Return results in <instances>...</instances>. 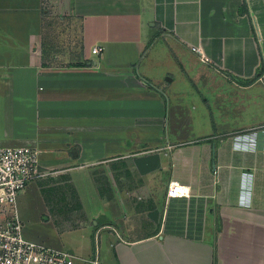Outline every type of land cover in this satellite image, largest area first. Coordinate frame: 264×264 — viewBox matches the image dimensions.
Listing matches in <instances>:
<instances>
[{
    "label": "crops",
    "instance_id": "obj_1",
    "mask_svg": "<svg viewBox=\"0 0 264 264\" xmlns=\"http://www.w3.org/2000/svg\"><path fill=\"white\" fill-rule=\"evenodd\" d=\"M158 41L186 89L152 82ZM5 146L49 172L18 195L24 236L73 264L95 236L100 264H264V0H0Z\"/></svg>",
    "mask_w": 264,
    "mask_h": 264
},
{
    "label": "built area",
    "instance_id": "obj_2",
    "mask_svg": "<svg viewBox=\"0 0 264 264\" xmlns=\"http://www.w3.org/2000/svg\"><path fill=\"white\" fill-rule=\"evenodd\" d=\"M102 46L91 53L98 55ZM234 144L247 146L252 139L247 133L234 135ZM38 150L30 146L0 147V264H73V255L63 248H55L27 239L17 215L18 195L32 182L44 177ZM188 188L178 181L166 184L167 197H184ZM91 264H100L98 237L95 236L94 257Z\"/></svg>",
    "mask_w": 264,
    "mask_h": 264
},
{
    "label": "rangeland",
    "instance_id": "obj_3",
    "mask_svg": "<svg viewBox=\"0 0 264 264\" xmlns=\"http://www.w3.org/2000/svg\"><path fill=\"white\" fill-rule=\"evenodd\" d=\"M152 43L148 46L149 50H151V53H154V49H156L157 52V57L153 58V59H147V63H149V75L150 78L152 80V82H154V72H161L159 70V68H166L168 70L171 71L172 73V77H173V81L170 83L169 87L171 88L172 92H176L177 90H183L186 89L188 87V85L190 84V82L188 81V79L185 77V75L183 74L181 68H178L177 65H179L178 61H176V65H174L173 62H171V58H168V54L169 51H171V48L173 47V45L171 43H169L168 41L162 42V41H158L155 46H152ZM155 47V48H154ZM180 67V65H179ZM136 72L138 71L137 68L135 67ZM166 77H169L168 75H164L163 80H166ZM189 83V84H187ZM191 85V84H190ZM183 87V88H182ZM162 97L163 102L165 103V116L167 114V118L169 117V120H166V126H165V131L167 132L168 129H170V131L174 128L175 124H177L179 126V129L182 128L184 129V131L187 133L189 132L188 128L186 127L185 124H182L183 121V114L184 112L188 111H193L190 107L189 108H182V104H181V109L178 111L179 112V117L180 119H176L177 115L176 113L173 111V105L171 104L170 101L166 100V97ZM184 110V112H183ZM169 112V115H168ZM196 113V111H195ZM196 115V114H194ZM168 121L170 123H168ZM196 122H198V120L196 119ZM164 134V132H162ZM46 173L49 174V172H47V170H45ZM31 199V204H34V196H30ZM38 206L36 203L32 206ZM57 222V220H56ZM38 224V222H37ZM39 225V224H38ZM38 225L34 226V229L36 231H51L52 227L51 226H46V227H39Z\"/></svg>",
    "mask_w": 264,
    "mask_h": 264
},
{
    "label": "trees",
    "instance_id": "obj_4",
    "mask_svg": "<svg viewBox=\"0 0 264 264\" xmlns=\"http://www.w3.org/2000/svg\"><path fill=\"white\" fill-rule=\"evenodd\" d=\"M240 12H242V10H240Z\"/></svg>",
    "mask_w": 264,
    "mask_h": 264
}]
</instances>
